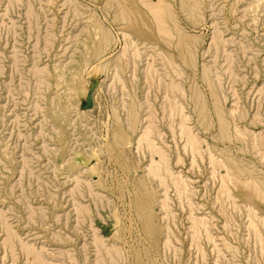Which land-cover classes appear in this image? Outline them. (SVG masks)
<instances>
[{
	"label": "rangeland",
	"instance_id": "1",
	"mask_svg": "<svg viewBox=\"0 0 264 264\" xmlns=\"http://www.w3.org/2000/svg\"><path fill=\"white\" fill-rule=\"evenodd\" d=\"M0 264H264V0H0Z\"/></svg>",
	"mask_w": 264,
	"mask_h": 264
},
{
	"label": "bare ground",
	"instance_id": "2",
	"mask_svg": "<svg viewBox=\"0 0 264 264\" xmlns=\"http://www.w3.org/2000/svg\"><path fill=\"white\" fill-rule=\"evenodd\" d=\"M156 10V9H155ZM160 10V9H159ZM159 18V17H158ZM162 20V19H161ZM157 22H159V21H157ZM160 23V22H159ZM164 29V28H163ZM182 121V120H181ZM184 128V127H183ZM187 128V127H186ZM185 129V128H184ZM182 130V129H181ZM189 134V133H188ZM193 136V135H192ZM189 138V137H188ZM187 138V139H188ZM192 139H194V138H192L191 137V139H188V140H191V141H193ZM197 139V138H196ZM193 144L195 143V142H192ZM196 144V143H195ZM193 147H194V145H192ZM254 185V184H253ZM249 187V186H248ZM198 223H199V221H198ZM33 258H35V257H33ZM38 262V261H37Z\"/></svg>",
	"mask_w": 264,
	"mask_h": 264
}]
</instances>
